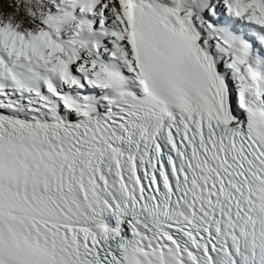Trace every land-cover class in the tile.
<instances>
[{"label":"snow or ice","instance_id":"6c2138e0","mask_svg":"<svg viewBox=\"0 0 264 264\" xmlns=\"http://www.w3.org/2000/svg\"><path fill=\"white\" fill-rule=\"evenodd\" d=\"M0 264H264V0H0Z\"/></svg>","mask_w":264,"mask_h":264}]
</instances>
